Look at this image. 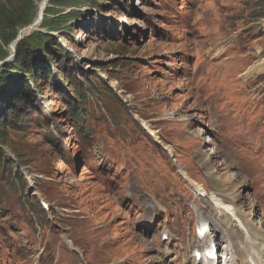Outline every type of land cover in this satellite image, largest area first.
<instances>
[{
  "label": "rangeland",
  "instance_id": "374dc122",
  "mask_svg": "<svg viewBox=\"0 0 264 264\" xmlns=\"http://www.w3.org/2000/svg\"><path fill=\"white\" fill-rule=\"evenodd\" d=\"M43 1L0 0V62L15 60L10 47ZM22 10L32 24H19ZM54 10L43 22L66 16L65 36L52 35L96 93L88 89L80 132L60 91L69 86L45 82L38 96L48 119L10 133L18 154L7 150L6 162L28 189L15 167L0 169V264H200L193 253L210 240L220 264H246L251 238L264 262V0ZM212 195L247 228L219 213Z\"/></svg>",
  "mask_w": 264,
  "mask_h": 264
},
{
  "label": "trees",
  "instance_id": "16d2710c",
  "mask_svg": "<svg viewBox=\"0 0 264 264\" xmlns=\"http://www.w3.org/2000/svg\"><path fill=\"white\" fill-rule=\"evenodd\" d=\"M95 1L52 0L50 5L55 9L56 7L77 6L84 2L92 3ZM93 5L97 6L95 3ZM54 9H47L46 14L52 15L50 13L55 12ZM16 15L20 25L32 24L34 19L25 10L19 11ZM65 19L66 16L46 19L39 27L45 32H31L29 36L18 43L15 60L0 67V169H8L11 173L14 167L19 170L15 178L18 180L17 182L22 183L21 190L23 192L28 189L27 181L15 162H11V164L6 162V151L9 150L15 155L18 154V150L10 143V133L27 132L30 124L37 116L40 117V120L42 118L48 119L46 114L42 112L38 96V91L44 89L43 83L55 82L61 89L64 88L65 84L69 86L70 92L60 91L63 93V100L66 99V96L69 98L65 106L78 125L80 132L87 120L83 113L88 105V89L91 91L89 93H96L89 78L82 76L79 80L77 76L71 73V67L69 64H65L69 53L63 48L62 42L52 35V33H59L65 36L59 28ZM16 36L14 34L13 39H16ZM1 38L5 43H9L10 37L7 35L2 34ZM60 74L64 78V83L57 79V75ZM111 93L115 97L113 92ZM24 196L27 195L24 194ZM38 208L40 207L38 206ZM42 211L45 212L43 209Z\"/></svg>",
  "mask_w": 264,
  "mask_h": 264
},
{
  "label": "bare ground",
  "instance_id": "6f19581e",
  "mask_svg": "<svg viewBox=\"0 0 264 264\" xmlns=\"http://www.w3.org/2000/svg\"><path fill=\"white\" fill-rule=\"evenodd\" d=\"M47 6H48V4L46 3V0H44L42 3H40L36 21L39 20L41 16L44 17V14L46 12ZM30 33H29L28 30H26V31H23L22 30L19 35H22L25 38ZM16 46H17V44L14 42L11 47H16ZM11 47H10V51L13 52V50H12ZM260 71H261V69H260ZM252 72H255L254 69L253 70H250V73H252ZM261 73H262V71H261ZM190 183H191V186L196 191H198L199 193H202L203 195H207L208 196V194L205 191V189H203L202 187H200L199 185H197V183H195L193 181H190ZM211 200H212L214 206L219 211V213L223 214L224 216H229L231 218V220L238 225L239 229H242L243 230V229H246L247 228L246 224H247L248 219L246 220L245 218H242L241 216H239L238 212L236 211L235 208L232 207V205H229V204H226V203L222 202L219 198H217L216 196H213V195L211 196ZM209 232H210V228L206 224H203V225H201L198 228L199 237L202 238V239H206L207 234ZM253 242H254V238H251L250 247H249L250 248V255L246 259V264H264V262L262 261V259L261 260L259 259V253H258V251H259V248H258L259 245H257L256 243H253ZM256 248H257V253H256ZM217 261H218V264H219V261H220V257L219 256H218ZM214 264H216V262H214Z\"/></svg>",
  "mask_w": 264,
  "mask_h": 264
},
{
  "label": "water",
  "instance_id": "95a60500",
  "mask_svg": "<svg viewBox=\"0 0 264 264\" xmlns=\"http://www.w3.org/2000/svg\"><path fill=\"white\" fill-rule=\"evenodd\" d=\"M51 1H52V0H46V3H47V4H50ZM44 16H45V14H44ZM43 19H44V17L41 16L39 20H37V21L35 20V22H34L31 26H29V27L23 29V31H26V30H28L29 32L38 31V30H39L38 28H39V26L42 24ZM29 35H30V34H28V36H29ZM23 39H24V37H23L22 35H19L18 38L16 39L15 43L18 44V43L21 42ZM11 46H12V45H11ZM11 48H12V50H13V53L15 54V53H16V47H11ZM10 59H11V58H8V59L4 60L3 62H0V66L3 65V64H5V63H7Z\"/></svg>",
  "mask_w": 264,
  "mask_h": 264
}]
</instances>
